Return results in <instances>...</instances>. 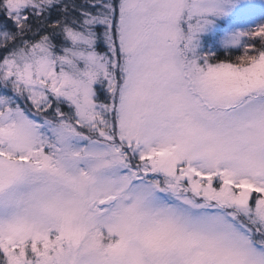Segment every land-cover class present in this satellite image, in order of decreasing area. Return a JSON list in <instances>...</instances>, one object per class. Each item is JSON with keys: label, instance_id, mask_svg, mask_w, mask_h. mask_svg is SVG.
I'll list each match as a JSON object with an SVG mask.
<instances>
[{"label": "snow or ice", "instance_id": "snow-or-ice-1", "mask_svg": "<svg viewBox=\"0 0 264 264\" xmlns=\"http://www.w3.org/2000/svg\"><path fill=\"white\" fill-rule=\"evenodd\" d=\"M0 264H264V0H0Z\"/></svg>", "mask_w": 264, "mask_h": 264}]
</instances>
